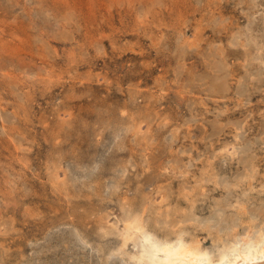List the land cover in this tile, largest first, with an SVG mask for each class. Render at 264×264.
I'll return each instance as SVG.
<instances>
[{
  "label": "rangeland",
  "instance_id": "374dc122",
  "mask_svg": "<svg viewBox=\"0 0 264 264\" xmlns=\"http://www.w3.org/2000/svg\"><path fill=\"white\" fill-rule=\"evenodd\" d=\"M248 10L239 0H0V264H103L100 248L109 238L102 235L100 197L87 184L64 189L62 169L67 166L70 174L77 170L71 157L75 142L86 147L95 128L107 136L97 143L102 145L114 130L122 134L125 126H133L122 116L138 111L148 116L138 119L141 123L133 126L137 131L123 139L129 143L124 157L134 145L136 162L143 163L142 152L151 158L155 154L160 170L167 168L170 174L171 152L191 149L192 158L181 155L182 162H194L186 173L192 179L209 168L205 158L219 152L221 143H238L235 124L250 125L244 134L258 142L256 148L248 143L257 157L239 160L234 155L228 166H219L220 154L212 159L218 166L209 173L236 178L254 161L257 172L252 189L246 190L251 193L248 213L264 212V81L249 93L256 67L243 59V39L235 46L229 43L234 31H246ZM239 14L243 16L237 20ZM194 34L201 36L200 53L191 47L183 58L184 41H192ZM220 45L238 49L228 56L226 67L240 66L223 77L224 63L215 64L217 76L230 86L224 95L221 85L211 89L215 74L207 59ZM215 119L230 123L219 137L212 136L210 146L205 136ZM160 121L168 122L164 136L172 130L179 135L175 143L171 138L146 139L147 130ZM157 164L145 167L146 172ZM137 173L141 169L131 171L133 178ZM182 178L156 179L145 186L169 181L177 192ZM215 191L211 199L224 198L223 191ZM202 212V222H208V211ZM260 216L252 222L258 223ZM231 217L239 221L235 213ZM220 221L217 227L226 224ZM200 237L211 242L210 236ZM118 261L112 264H124Z\"/></svg>",
  "mask_w": 264,
  "mask_h": 264
},
{
  "label": "bare ground",
  "instance_id": "6f19581e",
  "mask_svg": "<svg viewBox=\"0 0 264 264\" xmlns=\"http://www.w3.org/2000/svg\"><path fill=\"white\" fill-rule=\"evenodd\" d=\"M239 1H244L249 9L245 12L247 18L246 31H234L232 35L233 38L229 40V43L235 46L238 45L236 42L240 41V38L244 40L241 42L245 49V53L242 54L244 57L243 59L247 62L246 64H252L256 67V74L252 72L256 77H252V79L255 80L251 83L252 87H250L249 92L252 94L259 87V83L264 81V0ZM242 16L243 15L239 14L237 20ZM220 23L222 28L227 27L226 24ZM229 26H231V24H229ZM220 30L221 29H219V31ZM194 36L195 38L192 41H184V46L182 47L183 58L191 53L189 49L191 47L194 49V52L200 53L198 46L201 41V36L198 34H194ZM178 45H180V43ZM221 45L217 46L214 49L215 51L212 50L211 53L209 52L210 54H208L209 56L207 59L210 64H208L209 62H207V64L215 74L213 82L211 83V89L214 88L215 85L219 89L221 85L220 94L224 95V92L227 91L230 86L226 84V81H221L220 77L234 75L240 66L237 67L232 65L226 67L225 62L228 56L230 57L231 53H236L238 49ZM235 58H237V56ZM216 63H224L223 68L225 69L223 70L224 74L222 76L219 74V77L217 76V71L220 70L215 69ZM191 65H189V67ZM247 77L249 76L244 75L243 79L247 80ZM246 84H249V81H247ZM217 88L216 91H218ZM161 97L162 96H160V98ZM180 97L181 99L185 98L183 94ZM181 104V102H178L179 107L182 106ZM147 116L148 114L138 111L134 112V114L130 113L127 117L122 116V118L124 120L127 118V121L136 127L138 124L136 122L141 123L138 119L143 117L144 120ZM220 116L223 117L222 114L218 115V117L222 119ZM159 117L162 116L158 115L157 118ZM194 119H197L196 116ZM190 120H192V118ZM218 121L219 120L215 119L209 122L211 129L209 130V134L205 137L210 138L209 140L211 141L213 140L212 136L219 137L221 132H225L226 126L230 123L221 124ZM244 123L245 122L240 121L235 124V135L239 138L237 141L238 143L230 144L226 141L221 143L222 147L220 146L221 149L219 152L211 151L209 156L206 157L207 160L205 158V162L208 163L207 166L209 168H205L201 176L194 177L193 179L191 176L189 177L186 175L190 166L194 165V162L191 160L193 157L190 151L191 149L182 148L176 152H171V156L173 157V155H175V159L171 158L174 161L172 167L173 171L170 174H167L168 169L166 166H164V168H166L167 171L166 169L164 171L160 170L163 166L159 163L160 161L155 154H153L151 158L148 153L142 152L141 161L143 163L136 162L135 158H133L135 157L133 152L134 145L128 148L129 153L127 157H124L129 143L128 141L124 143L123 139L128 137L129 131L133 133L137 131L136 129L133 130V126L131 125L129 127L125 126L122 134L114 130L112 137L106 143L99 146L97 143L103 141L107 136L104 135V132H99V130L97 131L95 128L91 135L92 137H89V140H87L86 147L75 142L71 146L73 151L71 152V157L73 156L74 159L72 165H76L75 169L77 170L75 174H70V169L66 168V166L62 169L64 174L63 181L59 180L63 183L64 189H70L75 185L84 186L87 184L88 187L91 186V188H95L93 195H98L97 198L100 197V202H102L101 206L104 209L103 214L100 215L99 218L101 221L104 220L101 226L104 232L102 235L109 238L105 240V243L102 242L100 248V251H102V263L112 264L115 263L116 260H119L118 262L123 261L124 264H264V212L262 210L259 211V213L251 214V212L249 214L247 204L251 199L249 197L251 193L248 194L246 190L252 189V179L256 174L254 161L245 168L244 173L239 172L240 174H238L236 178L224 177L225 179H220L216 178L217 174L209 173L210 169H214L215 166L213 165L217 164V160L213 161L212 159L218 157L220 154L222 158L218 160L219 166H222L220 163L224 162H226L228 166L230 163L229 161L234 158V155H236L239 160H247L246 157L250 159L257 157V151L253 152V150H249L248 143L254 144L253 146L250 145V148H256V145L258 147V142H251L248 136L246 137L244 132L250 129V125ZM166 124H168V122L160 121L155 129L151 127V129L147 130V133H145L146 139L155 140L157 137L161 139L163 137V139L166 140L171 138V142H174L179 135L174 130H169L172 133L168 137L164 136L165 131L163 128ZM148 125L149 124H147V126ZM232 130H234V128ZM99 135L101 136L98 138ZM211 141L210 146L214 143ZM261 141V143H264V137L261 138ZM91 142L93 144H91ZM164 143L166 142L164 141ZM94 145L98 146V148ZM63 147L64 146L59 144V148ZM152 148L154 147L152 146ZM165 149L166 147H163V150ZM143 151L146 150L143 149ZM184 152L190 154L189 157L191 158L182 162L184 156L181 154ZM161 154H163V152H161ZM155 163H158L154 166L155 168H152L150 172H146L145 167L150 168L153 166L152 164ZM141 165L143 167H141ZM138 169H141L142 177H139L141 174L137 173L135 176L137 179L133 178L131 171H136ZM218 169L224 172L223 168L219 167ZM177 176H183L182 179L178 180L177 192L172 191L169 181L166 184L159 183L152 185V188H150V186H145L146 183H151L156 179L167 181V179L171 178L173 181V178ZM146 188L149 192L145 191ZM131 190L133 192L129 195ZM215 190L218 192L223 191L224 198L211 199V194L215 193ZM101 191H103L104 194H100ZM175 192L176 194L172 195ZM87 194L89 193L87 192ZM206 210L208 211V222L204 223L201 220L200 214L203 213L202 211ZM234 213L239 221L232 219L231 216H233ZM244 215H247V217L250 216L251 218L246 220ZM259 215H261L260 221L258 223H253L257 220ZM216 216L217 219L215 220L214 218ZM220 219L227 225L223 224L221 227H217V223H223ZM244 222L247 224L243 225L242 223ZM200 234H203L205 237L210 236L211 242H208L207 239L202 240ZM82 248L83 247H81V249Z\"/></svg>",
  "mask_w": 264,
  "mask_h": 264
}]
</instances>
